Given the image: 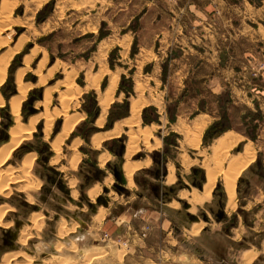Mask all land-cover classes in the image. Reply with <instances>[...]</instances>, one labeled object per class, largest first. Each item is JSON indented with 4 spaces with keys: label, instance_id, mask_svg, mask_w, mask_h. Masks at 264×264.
I'll return each instance as SVG.
<instances>
[{
    "label": "rangeland",
    "instance_id": "374dc122",
    "mask_svg": "<svg viewBox=\"0 0 264 264\" xmlns=\"http://www.w3.org/2000/svg\"><path fill=\"white\" fill-rule=\"evenodd\" d=\"M9 2L0 0V27L8 23L0 31V38L8 40L7 44L0 47V55L24 40L21 49L16 50L11 58L5 80L0 86L5 100L0 107V150L11 141V99L16 95L9 92L11 85L19 88V84L23 83L24 87L27 86L25 88L30 87L20 105L21 119L25 126L32 117H36L37 121L33 132L0 164V169L12 171L16 178L4 181L1 186L0 232L3 226H16L15 218L30 221H26L20 229L19 241L23 244V250L0 251V264H253L252 259L243 258V251L239 250L259 241V237L255 240L258 234L256 229L251 230L255 226L254 213L258 209L256 206H247V203L256 187L264 186V43L256 44L253 53H257L256 58L239 66L240 72L236 73V66L231 64L225 70L217 72L226 65L222 63L215 71L210 69L211 74L221 77L223 89L218 95V106L221 118L226 117L222 125L226 127L225 131L232 129L255 136L258 133L261 136L257 141V137L246 140L253 141L255 159L241 171L242 174L236 181L235 207L228 206L230 194L226 190V184L224 185L223 174L216 176L215 187L207 197L209 200L191 203L190 195H184L183 192L190 194L188 187L199 190L203 182L201 173L206 172V159L212 154L213 139L225 131L205 139V133L213 122L205 129L199 148H191L186 144H181L180 149L174 147L179 140L184 143V136L173 132L168 124L165 126L166 119L173 122L178 106L183 102L191 103L190 94L195 96L201 91L206 92V89L202 84L203 80L196 78L186 80L188 86L183 87L182 79L177 80L171 75L174 66L168 59L169 56L159 58L154 53V48L156 45L157 49L160 46L159 52L165 55L166 48L173 46L175 57L180 53L177 44L181 41H195L202 45L201 40L207 39L211 44H216L213 42L214 36H211L213 32L206 37L208 32L203 30L206 23L215 24L214 17L208 19L207 16L203 17L201 10L194 13L186 9L190 3L201 5L202 0H178V5L175 0ZM4 4H7L6 8ZM69 5L74 6L69 9ZM122 8L127 9L124 11ZM242 16L246 27L255 26L256 23L245 19L247 12L244 9ZM101 21H105V24L102 25ZM263 22L260 23L264 24ZM54 26L56 28L52 29ZM101 32L107 40L97 47L96 40H99ZM97 35L96 39L94 36ZM110 38L113 40L110 41ZM224 39L229 41L227 37ZM135 41L137 46L134 49ZM190 50L184 51L188 57L194 58V53L201 54L200 47H190ZM209 57L213 58L211 55ZM190 61L198 63L197 59ZM195 71L198 74L201 72L200 68ZM123 76L126 79L123 89H120ZM114 78L117 84L113 88L107 113L103 115V126L107 127L120 119L117 117L120 114H129V105L126 109L122 105L130 98L131 120L135 118L137 123L141 117V125L151 122L155 125L153 134L148 132L147 136L138 131L136 132L139 134H135V129L129 133L131 138H138L134 147L130 143L131 150L136 148L137 152L148 153L150 156V152L161 151L160 157L158 156L161 164L154 169L158 168L157 174L163 175L165 162L168 161L169 166L174 168V179L169 177L164 184L155 180V172L149 173L146 179L153 183L151 189L141 187L133 181L130 189L123 190L121 195L112 185L115 179L112 174V181L109 178L105 180L112 189L108 195L113 197L112 207L102 205L105 214L101 212L97 216L98 213H93V207L87 200H83L85 205L76 203L77 199L81 200L79 181L82 178L79 173L83 168L95 176V170L89 163H94L93 159L98 151H103L108 160L119 159L108 153L106 145L92 144L99 150H90L81 139L76 147L81 159L77 167L72 168L69 160L76 149L72 146L75 139L71 136L84 138L102 130L95 126L103 113L102 91L106 88L110 90L111 80ZM178 87H183L179 93ZM118 91L121 95H118ZM141 95L144 99H141ZM231 95L245 96L249 104L234 106L229 116L228 109L233 101ZM149 103H157L159 111ZM144 114L149 123L144 121ZM73 115H78L81 119L63 138L59 153H56L52 143L63 133L66 119H75ZM47 119L51 121L49 133L46 132ZM121 128V135L124 137L128 128L124 125ZM152 137L156 140L155 144H151ZM158 140H161V144ZM244 144L241 142L235 145L231 153H237L244 148ZM120 147L121 143L115 142L117 151ZM84 150L93 152H87L89 155L84 156ZM182 153L189 158L186 164L181 160ZM29 155H34L33 162L25 173L22 168L25 157ZM134 158L133 155L130 160ZM100 165L103 171L109 169L107 162L102 164L100 161ZM92 182L93 180L89 185ZM63 185L72 191L69 200L66 191L62 189ZM99 194H105L102 186L97 195ZM83 197H90L86 190ZM90 199L95 203L97 198ZM185 201L191 203V208H185ZM135 206H141V213H135ZM35 214H42L44 217L39 219L38 225L33 220ZM74 214L84 220L82 231L77 230L80 224L73 217ZM56 215L60 216L57 223L50 224ZM199 222L201 223L192 230V226ZM53 228L57 230L55 238L51 235ZM79 232H82L83 237ZM25 234L29 235L26 241ZM47 234L52 241L47 242ZM78 234L79 238L76 237ZM31 241H34L37 246L35 250L38 251L25 250V247L32 248ZM8 252H14L17 256L10 261L2 259ZM256 264H264V257H260Z\"/></svg>",
    "mask_w": 264,
    "mask_h": 264
},
{
    "label": "crops",
    "instance_id": "0c3cea01",
    "mask_svg": "<svg viewBox=\"0 0 264 264\" xmlns=\"http://www.w3.org/2000/svg\"><path fill=\"white\" fill-rule=\"evenodd\" d=\"M209 1L210 0H202L201 5H199L196 2L190 3L186 7V9L188 12L192 11L194 13H197V12H199V10H201V14L203 15V17L207 16L208 19H211V17H214V22L216 25L214 23L211 24L210 22H208V23H206L205 26L203 25V30H206V32H208V35H206V37L210 36L209 35L210 32H213L211 36H214L215 41H213V42H216V44H211L210 41H208L207 39L201 40L202 45H199L195 41H192L193 43H190L189 40H187L186 43L184 41L183 42L181 41L179 44H177V47L178 48L180 47V53L175 55V57H174V51L175 50H174L173 46L166 48L165 55H161V53L159 52L160 46H158V49H157V45L155 48L152 47V48H154V53L158 54L159 58H162L166 55H167V57L169 56L168 59H170V61L172 62L173 66H174L172 69L171 75L177 80L182 79V81L184 83L183 87L188 86L186 84L187 83L186 80H188L189 78L190 79L196 78L199 81L203 80L202 84L205 86V89H206V92L201 91V93H198L195 96H193V94L192 95L190 94V96L193 97V98L190 97L192 99L191 103L190 102H187V103L183 102L178 106L173 122H171L169 120V118L166 119L165 126H167V124H168L169 128L173 132H177V133L184 136V140H183L184 143L179 140L178 145L174 146L176 149H180L181 144H186L188 147H191V148H196V149L199 148V146L202 142V136H203L205 129L210 124H212L213 122H215L221 118V113L219 111V106H218V103H219L218 95L221 94L222 89H223L222 84L220 82L221 77L218 76L217 74H211L210 69H212V71H215L216 67H220V63H222V64H226V65L223 68H219V70H217V72L225 70L228 67V65H230V64L232 66H236L235 67L236 73L240 72L241 67H239V66H241L242 64H246V63H248V61L254 60V58H256L257 53L253 54L256 44L264 43V24L260 23L261 21H264V0H212V1H217L215 3H211ZM256 1H257V4H256ZM175 2L178 5V0H175ZM73 6L74 5H69V9L73 8ZM81 6H83V5H81ZM179 7H180V5H179ZM182 7L184 8L185 5H183ZM126 9L127 8H122L121 10L125 11ZM242 9H244L247 12V17H245V19L246 20L249 19L252 22L256 23L254 27L249 26V28H248L244 25L245 21H244V19L242 20V18H243ZM222 13H223V15H222ZM101 22H102V25L105 24V21H101ZM203 23H205V22H203ZM52 24H54V23L52 22ZM55 28H56V26L52 27V29H55ZM88 30H89V28L87 29V31ZM94 37L97 39L98 35L94 36ZM225 37H227L229 39L228 42L225 41V39H224ZM106 40H107V38H102V39H99L98 41L96 40L97 47L99 45H101V43L103 41H106ZM109 40L112 41L113 39L110 38ZM186 46H188V47H186ZM190 47L193 49L200 47L201 48V51H200L201 54L197 55V53H194V54L192 53L193 55H196V56L194 58L192 56L188 57L184 51L190 50ZM208 54H209V56L211 55L213 58L211 59L208 56ZM193 59L194 60L197 59L199 64L198 63L194 64V62L190 61ZM198 68H200V70H201L200 74H198L199 72L197 73L195 71ZM111 84H112V80H111ZM116 84H117V81H116ZM110 87H111V85H110ZM183 87L177 88L178 93L182 91ZM136 88H137V86L135 85V89ZM29 89H30V87H29ZM108 89L106 88L104 91H102V94L104 93V96L101 100V105H102V101L104 100V98L106 96V93L108 92ZM17 92H18V88H15V90L13 91V95L15 93L17 94ZM118 93H119L118 95H121L119 91H118ZM239 96L240 97H235V96L231 97L233 99V101L231 103V106L228 109L229 116H230V111L231 112L233 111L234 106H237L239 104H241V105L242 104H246V105L249 104V100L247 97L241 96V95H239ZM141 99H144L142 97V95H141ZM127 102H129L128 103L129 114L127 116L115 120L111 125L106 127V126H103V124L105 122L104 121L105 118L103 117L104 114L101 113L100 118L97 120V124H99L98 122L101 118H103V121L99 125L96 124L95 126L102 129V130H100V131L98 130L96 132H93L92 136H88V137H84V138L81 136H71L72 139H75V141L72 144V146L75 149H76L77 145L79 144V142L81 141V139H83L85 141V143L87 144V146L89 147L90 150H93V149L99 150V148L93 147V145L94 144L99 145L100 143H102V145L104 144V145H106V147H108V153L110 155H113L119 159V161H113L111 159L108 160L107 156H104L105 153L103 151H100V152L98 151V154H96L94 159H93L94 163L101 170H102V168L100 167L101 166L100 161L102 162V164L107 162V165L109 167V169H107V170H104V171L102 170V175L99 179L93 180L92 184L86 186V188L84 189V193L86 190V192L88 193V196H89V192L91 190H95L98 187H100V189H101V186L105 192V194H99L96 196L97 199H96L95 203L92 201V203L95 206L93 208V213L94 214L98 213L97 216L100 215L101 212H104V214H105V210L103 208H101L102 205L106 208L112 207L113 197L108 196L111 193L112 189L110 188L109 185H107V183H105V180L107 178H109L112 174H113L115 179L113 180V178L110 177L109 178L110 180L109 179L108 180L109 181H111V179L113 180V183H112L113 187L119 193L121 192V195L123 194V190L125 191V190L130 189L129 186L133 185V181L136 184H139L141 187L143 186L145 188L151 189L153 187V183L148 182L146 179L147 177H149V173L155 172L154 173V174H156V175H154V177L156 176L155 180L160 181L161 183H164V184L167 182L169 177H170V179H174V175L172 173L174 168H173V166H169L168 161L165 162V167H164L165 171L163 172V175L157 174L158 168H156V170L154 169L155 166H158L159 164H161V160L159 158L161 151L158 150L157 152H154V153L150 152L151 156L148 153L137 152L138 149H136V148L131 151V148H130V143H131L130 138L131 137L129 136V133L134 131V129H135V131H134L135 134H138V132H141L143 134H144V132L145 133L149 132V133L153 134V130H155V125H154V122L141 125V123H140L141 117H139V120L137 123L135 122L132 125V123L130 121L131 116H132V103H130L131 102L130 98H128ZM201 102H202V105L200 104ZM149 104L156 106L158 108V111H159L160 107L157 103H149ZM102 108H103V106H102ZM102 112H103V110H102ZM72 117H75V119H77L76 120L77 122L75 124H77L78 121L81 119V117L78 115H73ZM166 117H167V115H166ZM161 118L162 117L159 118L160 121H161ZM65 122L63 125H65ZM129 123H131V124H129ZM156 123H160V122H156ZM200 123L201 124L205 123V124L203 126ZM121 125H124L125 127L128 128V130L126 131L128 137H127V135H124V137H123V135H121V132L123 131V129L121 128ZM199 125H201L202 128ZM158 126L161 127V125H158ZM131 127L133 130L131 129ZM117 129L120 132L119 131L116 132ZM136 131H138V132H136ZM111 133H112V135H111ZM113 133H115V134H113ZM230 135H232V136H230ZM196 136H197V138H196ZM221 137H223V138H221ZM256 137H257V139L255 141H257L258 138H260L261 136H260V134L257 133ZM101 139H102V142H101ZM219 139H220V141H219ZM247 139L248 140L252 139L249 134H247L244 131H239V130L237 131V130H232V129L225 131L223 134H221L217 138L213 139L212 154L209 157H207L206 162H205L206 172H203V174L201 173V175H203V178H202L203 182H202L201 186L199 187L200 191L195 189V188L188 187L190 189V194L188 192H183L184 195H186L187 193H188L187 196L190 195L189 201L191 203H193V202L203 203V201L205 202V201L209 200L207 197H205L206 196L205 195V190H206L205 186L208 183V175H209L210 171H212L213 174H215L216 176L223 174V179H224L225 173L228 170V167L230 166L233 155L238 156V155L242 154V156H248V157L250 156L251 161L248 165H250L254 161L255 154H254L253 141L250 140L249 142H246ZM114 140L121 143V147L118 151L115 148ZM234 141H236V142L232 143ZM158 142H159V144H161V140H158ZM241 142L245 143L244 148L239 150L237 153H231V149L235 145H237ZM143 143L146 146L145 142H143ZM155 143H156V140L152 137L151 138V144H155ZM207 147H210V145ZM128 148H130V149H128ZM146 148H147V146H146ZM215 149L216 150L218 149L217 152L215 151ZM130 151L132 152V154L131 153L129 154ZM87 152L92 153L93 151H85L83 153V155L84 156L86 154L89 155ZM222 153H224L225 155ZM226 154H228V155H226ZM133 155L135 158L133 160H130L131 156H133ZM180 155H181V160L185 164L189 162V160H188L189 158L187 157V154L182 153ZM75 156H79V160L76 163V165H73L71 160H73V157H75ZM80 159H81L80 152L78 151V153H77V149H76V151L70 157V160H69L70 166L72 168H76ZM222 159L224 162L222 161ZM218 161H219V163H218ZM152 163H156V165H151L152 166L151 167L149 164H152ZM220 163H222V165ZM225 163H227V166ZM131 164H133V165H131ZM247 166L244 169H246ZM126 168L127 169L132 168L134 170L132 173L131 179L127 177V171H126L127 169ZM195 169L196 168L194 167L193 170L195 171ZM198 170H196V171H198ZM243 170H242V172H243ZM85 173H89V171H86L85 169L82 168L81 172L79 173L80 177L82 178V180L79 181L80 184H82L84 181L83 176ZM142 178L144 179V181ZM97 184H100L101 186H98ZM224 185H225V179H224ZM100 189H99V191H100ZM71 192L72 191L70 190V193ZM197 195H200V196H197ZM140 196L144 197L142 193H140ZM156 196H157V194H156ZM202 197H203V199H202ZM192 200H194V201H192ZM89 201L91 202L90 197H89ZM190 202L185 201V203H187V206L185 207L186 209L191 208ZM76 203L78 205H85V203L83 201L80 202L78 199H77ZM229 205H230V199H229L228 206ZM247 206H249V207L256 206V208L258 209L254 213V216H255L254 225L255 226L251 227V230L256 229V231H257L256 233H258V234L255 236V240L259 239V241L255 242V244H251L250 247H248L246 249L239 250V251H243V258L246 257L248 260L252 259L253 264H256L257 260L260 257H264V234H262V232L264 230V186L263 185H261L260 187H256L255 193L252 192V194L250 195V197L248 199ZM100 208L102 209L101 211H99ZM135 209H136L135 213L136 212L141 213V209H142L141 206H135ZM73 217H76L79 224H80L77 227V230L82 231V229H83L82 228V225H83L82 219L77 214H74ZM196 221H199V219H196ZM200 223L201 222L193 225L192 230L196 226H198ZM16 225L18 226V223H16ZM77 225H78V223L76 222V226ZM21 227H19V228L21 229ZM79 233H81L80 235H81V237H83L82 232H79ZM20 237H21V230H20L18 239H20ZM76 237L79 238V234L76 235ZM54 238H55V236H54ZM21 245L23 246V244H21ZM35 248L37 249L36 244H35ZM35 251H38V250H35ZM29 252H32V251H29Z\"/></svg>",
    "mask_w": 264,
    "mask_h": 264
},
{
    "label": "bare ground",
    "instance_id": "6f19581e",
    "mask_svg": "<svg viewBox=\"0 0 264 264\" xmlns=\"http://www.w3.org/2000/svg\"><path fill=\"white\" fill-rule=\"evenodd\" d=\"M9 2V0H8ZM7 3V2H6ZM10 3V2H9ZM5 5L7 4H4V7ZM10 5V4H9ZM6 8V7H5ZM6 23V22H5ZM4 23V24H5ZM8 24V23H7ZM6 25H3V27H6ZM12 24V23H11ZM3 27H0V31H2L1 28ZM7 29V28H6ZM11 40V39H10ZM23 40H21V42L15 47V48H12V49H9L8 51L2 53L0 55V86L2 85V83L4 82L5 80V77H6V73H7V68H8V65L11 61V58L13 57L14 53L16 50H18L22 43H23ZM26 40V39H25ZM8 43V40L7 39H3V38H0V47L7 44ZM21 49V48H20ZM7 50V49H6ZM19 80H21V76L19 78ZM116 78H114L112 80V84H111V87H110V90L106 93V96L104 98V100L102 101V106H103V113L104 115L107 113V109L109 107V104L110 102L112 101V99L110 100L111 98V95H112V91L114 90V86L116 84ZM23 83H20L19 84V88H18V92L15 96H13V98L11 99V120H12V123L13 125L10 127V134H11V141L6 144L1 150H0V164H2L4 161H6L10 156L11 154L14 152V150L20 145V143L22 142V140L24 138H26L27 136L30 135V133L33 132L34 130V127H35V123L37 121V118L36 117H32L30 119V122L27 126L23 125V122H22V119H21V108H20V105H21V102L22 100L25 98L26 96V90L29 89V88H25L27 86L24 87V85H22ZM35 86V85H34ZM5 103V100L3 98V95L0 91V107L3 106ZM50 116V115H49ZM48 116V117H49ZM48 120V123H47V128H46V132L49 133L50 129L49 126H51V121L49 119ZM50 121V123H49ZM103 121V118H101L99 120V124L102 123ZM132 125L134 122H136V119L133 118L132 120ZM138 122V121H137ZM76 123V120L73 119V118H68L66 119V122H65V125H64V130H63V133L60 134L52 143V148L56 151V153H59L58 151L60 150V145H61V141L63 140L64 137H66L68 135V133L73 129L74 125ZM129 123V124H131ZM201 124V123H200ZM205 124V123H204ZM204 124H201L204 126ZM119 125V124H118ZM201 125H199L201 127ZM206 126V125H205ZM146 128V127H145ZM144 128V129H145ZM202 128V127H201ZM139 129V128H138ZM143 129V130H144ZM148 129V128H147ZM119 130L117 129L116 132H118ZM203 131V130H202ZM120 132V131H119ZM151 132V131H150ZM201 132V131H200ZM115 134V133H113ZM119 134V133H118ZM134 134V133H133ZM139 134V133H138ZM144 134L147 136L148 134H146L144 132ZM112 135V133H111ZM132 135V134H131ZM197 135V134H196ZM226 135V134H225ZM228 135V134H227ZM232 136V135H230ZM136 136H133V138H130L132 141L131 143L133 144V147L134 145L136 144V142H138V138H135ZM138 137V136H137ZM141 137V136H140ZM145 137V136H144ZM149 138V137H148ZM197 138V136H196ZM223 138V137H221ZM229 138V137H228ZM233 138V137H232ZM146 140V138H144ZM140 140V139H139ZM196 140V139H195ZM232 140V139H231ZM237 140V139H236ZM130 141V140H129ZM220 141V139H219ZM225 142V141H224ZM236 141L232 142V143H235ZM99 144V143H98ZM149 145V144H147ZM138 146V144H137ZM151 146V145H150ZM232 146V145H231ZM220 147V146H219ZM224 147V146H223ZM233 147V146H232ZM251 148V147H250ZM130 149V148H128ZM218 150V149H217ZM217 150L215 149V151L217 152ZM230 150V149H229ZM132 151V150H131ZM136 151V150H135ZM78 153V152H77ZM130 153V152H129ZM240 153V152H239ZM127 154V153H126ZM132 154V152H131ZM224 154V153H222ZM221 154V155H222ZM79 155V154H78ZM128 155V154H127ZM225 155V154H224ZM228 155V154H226ZM33 157L34 155H29V156H26L24 161H25V164L23 166V172L27 173L28 172V169L31 167L32 165V162H33ZM128 157V156H127ZM220 157V156H219ZM218 157V158H219ZM221 158V157H220ZM251 157L249 156H242L241 155H238V156H235L233 155L232 156V160H231V163H230V166L228 167V170L226 171L225 173V184H226V187H227V190L230 194V208H234L235 207V189H236V181L241 173V171L250 163ZM54 160V159H53ZM79 160V156H75L73 157V160L72 161V164L73 165H76V163L78 162ZM230 160V159H229ZM223 161V159H222ZM221 162V161H220ZM224 162V161H223ZM222 162V163H223ZM219 163V161H218ZM222 163H220L222 165ZM126 164V163H125ZM130 165V164H129ZM133 165V164H131ZM210 166V165H209ZM220 166V165H219ZM213 167V166H212ZM221 167V166H220ZM128 168V167H127ZM126 168V169H127ZM127 177L131 179V176H132V173H133V169L130 168V169H127ZM210 171V170H209ZM12 172V171H11ZM9 170H2L0 169V190H1V186L3 185L4 181H12L15 180L16 178L12 175ZM218 175V174H217ZM110 178V177H109ZM110 180V179H109ZM112 181V179H111ZM215 181H216V175L213 174L212 171H210L209 175H208V183L207 185L205 186L206 190H205V197H209L214 186H215ZM7 186V185H5ZM23 187V186H22ZM2 189H4L2 187ZM99 189L100 187L96 188L95 190H91L89 192V196L92 197V198H95L99 192ZM2 192V191H1ZM203 193V192H202ZM184 194V193H183ZM188 194V193H187ZM186 194V195H187ZM196 196V195H195ZM197 196H200V195H197ZM195 199V198H194ZM203 199V197H202ZM201 199V200H202ZM206 199V198H205ZM194 201V200H192ZM204 202V201H203ZM3 211V210H2ZM2 216V215H1ZM1 216H0V225L1 224ZM43 216L42 214H35L34 217H33V220L36 222V224L38 225L39 224V219H41ZM44 218V217H43ZM41 225V224H40ZM40 227V226H39ZM63 229V228H62ZM25 230V229H24ZM63 232V231H62ZM31 234V233H30ZM63 234V233H61ZM29 235L25 234V238H24V241H26V239L28 238ZM16 254L14 252H8L6 254H4L2 256V259L4 260H9L12 259ZM17 256V255H16ZM15 259V258H14ZM56 261V260H55ZM50 263L53 261H49ZM48 262V263H49ZM56 263V262H55Z\"/></svg>",
    "mask_w": 264,
    "mask_h": 264
},
{
    "label": "flooded vegetation",
    "instance_id": "af4514ba",
    "mask_svg": "<svg viewBox=\"0 0 264 264\" xmlns=\"http://www.w3.org/2000/svg\"><path fill=\"white\" fill-rule=\"evenodd\" d=\"M94 173V172H93ZM95 176L92 174V172H89V173H85L83 178H84V181L82 184L79 185V190L81 192V200L79 199V201H83V200H87L91 207H95L94 204L92 202L89 201V199H83L85 197H83V193H84V189L86 188V186L89 185V183L93 180V177H97L98 174L97 173H94ZM65 191H66V195L68 196V200L69 198H71V193H70V190L67 189L65 187V185H63ZM61 189V188H60ZM67 200V198H66ZM59 218L58 215H56V217L54 218V220H51L50 224H54L55 222L57 223V219ZM16 223H18V226H14L13 228H10V227H6V226H3L2 229H1V232H0V251H13L14 249L16 251L18 250H23V246L20 244L19 242V233H20V228L21 226H23V224L27 221V222H30L28 219H18V218H15L14 219ZM82 223H84V220L82 219ZM56 234V230L55 228L52 229L51 231V235L55 236ZM48 236L49 234L45 235V238H47V242L48 241H52V239H48ZM31 246L33 248H29V247H25V250L27 251H35V243L34 241H31ZM3 253V252H2ZM5 253V252H4Z\"/></svg>",
    "mask_w": 264,
    "mask_h": 264
},
{
    "label": "trees",
    "instance_id": "16d2710c",
    "mask_svg": "<svg viewBox=\"0 0 264 264\" xmlns=\"http://www.w3.org/2000/svg\"><path fill=\"white\" fill-rule=\"evenodd\" d=\"M41 13V12H40ZM39 13V16H38V20L40 21L41 20V14ZM105 34L103 33V32H101L100 33V36H99V39H102L103 38V36H104ZM136 46H137V41H135V43H134V49L136 48ZM135 52L133 51V54H134ZM111 67H112V65H111ZM125 76H123V80H122V82H121V85H120V89H123V82L125 81ZM132 89V88H131ZM15 90V88H14V86H10L9 87V92H13ZM122 106H124L125 107V109L126 108H128V103L126 102L124 105H122ZM127 114H120L119 116H117L118 118H121V117H123V116H126ZM116 119V118H115ZM226 119V117H223V118H221L220 120H218V121H216V122H214L208 129H207V131H206V133H205V139H208V138H210V137H214V136H216V135H218V134H220V133H222L223 131H225L226 130V127H224V126H222L223 125V121ZM144 121L146 122V123H149L148 122V119L146 118V115L144 114ZM107 126H109V125H107ZM250 136H251V138L252 139H255L256 138V136L255 135H251L250 134ZM114 142H117V141H114ZM118 143V142H117ZM90 164V167L91 168H93V170H95V173H97L98 174V176L97 177H93V180L94 179H99L100 177H101V175H99V174H102L101 173V169H99L97 166H96V164L95 163H93V162H91V163H89Z\"/></svg>",
    "mask_w": 264,
    "mask_h": 264
}]
</instances>
